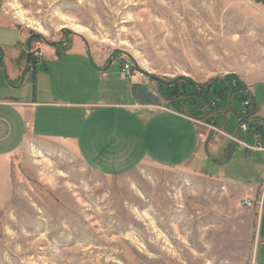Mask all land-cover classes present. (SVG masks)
I'll return each mask as SVG.
<instances>
[{
  "label": "rangeland",
  "instance_id": "1",
  "mask_svg": "<svg viewBox=\"0 0 264 264\" xmlns=\"http://www.w3.org/2000/svg\"><path fill=\"white\" fill-rule=\"evenodd\" d=\"M5 39L26 48L22 58L31 59L34 47L43 55L23 71L18 89L22 79L0 78V98L69 104L41 112L34 132L70 136L73 148L96 127L112 129L96 136L111 139L96 146L101 165L111 169L101 172L72 149L35 142L21 119L17 126L8 116L4 126L0 118V264H264L258 234L264 184L250 201L242 184L204 174L211 161L206 168L142 165L148 157L176 161L178 134L186 136L195 124L165 111L157 118L152 110L164 99L133 109L134 115L118 107L133 101L129 85L156 93L160 81L206 86L231 74L245 89L251 84V98L264 97V83H251L264 78V0H0V43ZM49 47L60 55L45 53ZM71 49L90 56L68 54ZM94 63L109 76L90 77ZM123 63L138 71L132 80L120 76ZM229 95H220V106L230 97L229 109L239 114L244 100ZM202 98H189L188 114V106L206 103ZM173 101L165 108L183 112ZM83 102L119 105L74 106ZM232 112L223 128L229 133L239 128ZM238 156L226 166L234 175L243 171L234 166Z\"/></svg>",
  "mask_w": 264,
  "mask_h": 264
},
{
  "label": "crops",
  "instance_id": "2",
  "mask_svg": "<svg viewBox=\"0 0 264 264\" xmlns=\"http://www.w3.org/2000/svg\"><path fill=\"white\" fill-rule=\"evenodd\" d=\"M12 31V30H11ZM14 41L11 39H5L3 42L0 43V69L3 73L2 69L4 67L5 74L0 76L1 81L4 83H10L19 82L21 79V83L19 86H16L15 89H18L22 83L24 82L23 77V71L26 69V56L24 58L21 57V53L26 48L20 49L17 48L14 45ZM76 49H71L68 54H76L78 57L82 58H89V54L87 53V50L83 49L78 52H75ZM45 53H55V50L51 47L47 48L45 50ZM66 53V54H67ZM20 59V60H19ZM53 59H56L54 56ZM5 60H8L7 62L10 63V67L7 66V62ZM11 61L16 63V69L13 68ZM41 65V64H40ZM7 66V67H6ZM100 63H94L93 67L90 66V77L94 73H96L98 78H107L109 74L104 71L105 65L102 67ZM121 67V65H120ZM30 71V70H27ZM34 74V77H36L35 70H31ZM0 72V73H1ZM29 73V72H28ZM240 77V76H239ZM256 77V76H255ZM242 79V78H241ZM260 81L261 83H264L263 76H259V78H254L253 82ZM128 81V80H127ZM244 83L245 80L243 79ZM2 82V83H3ZM247 86L246 90L251 93L250 85L251 84H245ZM15 86V85H14ZM127 90L129 92V96L133 100L131 103H123L122 105L119 104H113V103H105V102H83V103H76L74 106H82V107H98V106H104L106 108H109L113 105L118 107H124L127 110H130V114L134 115L133 109H140L142 107H145L141 103L134 100V96L132 94V87L129 85L127 86ZM151 93H155L152 91H149ZM163 93V92H162ZM253 93V92H252ZM164 94V93H163ZM165 95V94H164ZM165 102L162 105L160 110H152V112L156 113V117H159V114L161 111H165L168 113V115L175 117V119H178L181 121V119L188 121L191 124H195V126L192 129V132H189L186 136L180 132L179 135V148H178V157L176 161H170L168 159L164 160V162H161L158 158H145L142 163V165H152V166H159V167H178V168H185L187 166H204L205 168L208 166L207 162L211 161V163L214 165L211 167V169L206 170L204 172L205 175L210 176L213 180H222L225 182H233L242 184L245 188L244 190V197L245 199H248L252 201L255 198V193L258 187V183L262 182L264 184V165L262 163L264 162V145L261 143L262 138L264 137V133H253L251 131H245L244 134L241 132H244L240 128H237V131L235 132H226L223 128H225L226 123L230 120L228 119L227 115H229L232 111L229 109L231 99L230 97L227 98V104L224 106H220V101L217 102L216 107H213V104H204V105H198L195 108L192 106H188L190 111L192 112L188 114V110L186 109V102L189 101V99H186V101L181 99H174L173 103L178 104V107H180L183 112H175L170 109L165 108V104L170 103V100H168L165 96L164 98ZM163 102V100H162ZM241 103V102H240ZM68 103H63L61 101H45L36 99L35 96L33 99L27 100H18L16 98L8 99H1L0 98V107L3 110L0 113V118H4V126L8 122L5 120L8 118V116L12 117V122L14 123L17 120V126H18V120L21 119L25 129V135L29 136L34 140L35 142H50L55 143V146H61L62 151L70 150L75 151L77 153V156L88 166L93 167L99 171L104 170L106 172L110 171L111 169H104L103 167L107 165H101L100 163V156L98 153L99 148L96 147L99 145L102 141H110L111 139L105 138V139H98L96 136L98 135H104L103 132L109 133V129H112V126L107 128V125L96 127L92 129V132H86L82 135V139L84 142L83 146H78L76 143L74 147L68 146L69 144H73L75 141L74 139H62L59 136H53L56 135L53 133L50 137L46 132L41 131H35V126L37 124V118L41 112L50 111L49 108L57 109L61 108L63 106H68ZM251 105L254 107L255 115L254 117L259 120L260 125L264 129V97L260 96L259 98L253 97L251 99ZM206 106V107H205ZM49 107V108H48ZM211 107V108H210ZM194 109V110H193ZM138 111V110H136ZM151 111V110H149ZM233 113V112H232ZM237 112H234L233 115L236 118ZM195 116V117H194ZM253 118V116H250ZM117 118V117H116ZM157 118L153 117L149 119V122L151 119L157 120ZM221 119V122H218V120ZM159 123V122H158ZM156 124L159 128V124ZM116 125V124H115ZM166 128L169 129L167 126ZM108 129V130H107ZM157 129V128H156ZM126 130V129H125ZM99 131H102V133H97ZM178 131V129H177ZM61 135V133H59ZM44 135V136H43ZM153 137H158L160 140L159 135L152 134ZM184 137V138H183ZM119 140H115L116 142ZM190 143L187 146H184L187 142ZM251 141V143H250ZM93 142L94 145H90V143ZM68 143V144H67ZM49 144V143H48ZM168 145V144H167ZM235 145V147H233ZM84 147V148H83ZM168 149H170L168 145ZM233 149V150H232ZM80 150L83 151L80 152ZM232 150L231 155L229 156L230 151ZM239 154L236 162H234V166H240L242 167V173L239 171L238 175H234L233 173H230L226 170V166L230 161H233V158L236 154ZM176 154V151H175ZM243 154V155H242ZM245 158V159H244ZM139 165V164H137ZM135 165V166H137ZM134 167V166H133ZM131 168V167H130ZM101 169V170H100ZM102 172V171H101ZM245 173V174H244ZM247 177H241L244 175H247ZM249 201V202H250ZM261 209H260V222L258 227V234L261 237H264V190L262 193V199H261Z\"/></svg>",
  "mask_w": 264,
  "mask_h": 264
},
{
  "label": "trees",
  "instance_id": "3",
  "mask_svg": "<svg viewBox=\"0 0 264 264\" xmlns=\"http://www.w3.org/2000/svg\"><path fill=\"white\" fill-rule=\"evenodd\" d=\"M56 55L58 52L56 51ZM233 78V79H232ZM234 80V84H232V80ZM164 88L165 92H163L166 96V98L170 101H173L174 99H181L186 101V99H189L192 95H199L202 96V99H206V104H211L212 102H215L213 104V107H216L217 102L220 101V95H223L225 93H229V96H232L233 94H239L241 97V102L243 100L249 99L251 100L250 94L245 89V86L242 82H240L234 75H229L223 79H218L210 84L203 86V85H197L195 82L189 79H177L167 82H162V87ZM162 90V89H161ZM178 90V93H176ZM189 91V93H188ZM213 94L212 98L207 97L209 93ZM178 96V98L176 97ZM222 97V96H221ZM211 108V107H210ZM248 115L253 116V118L249 119L247 122V130L251 131L253 133H264L263 127L260 125L259 120H257L255 115L254 107L248 108Z\"/></svg>",
  "mask_w": 264,
  "mask_h": 264
},
{
  "label": "built area",
  "instance_id": "4",
  "mask_svg": "<svg viewBox=\"0 0 264 264\" xmlns=\"http://www.w3.org/2000/svg\"><path fill=\"white\" fill-rule=\"evenodd\" d=\"M42 50H40L39 47H34L30 58L26 59V67L28 69H31L33 65L36 63H39L42 59ZM137 70L135 71L134 68L129 63H123L120 67V76L122 78L130 79L132 80V77H135L137 74ZM251 107V100L246 99L241 103V112L237 114L236 120L239 124V128L243 131H247V119H251V117L248 115V108ZM246 206L251 205V202L244 201L243 202Z\"/></svg>",
  "mask_w": 264,
  "mask_h": 264
},
{
  "label": "water",
  "instance_id": "5",
  "mask_svg": "<svg viewBox=\"0 0 264 264\" xmlns=\"http://www.w3.org/2000/svg\"><path fill=\"white\" fill-rule=\"evenodd\" d=\"M141 74L147 76L148 78H152V75L146 72H141ZM132 94L142 105H160L162 103V99L165 98V95L161 90V82L157 84L156 93H151L147 90H144L142 89L141 84H137L132 88ZM233 147H235V145ZM232 150L230 151L229 156L231 155Z\"/></svg>",
  "mask_w": 264,
  "mask_h": 264
},
{
  "label": "flooded vegetation",
  "instance_id": "6",
  "mask_svg": "<svg viewBox=\"0 0 264 264\" xmlns=\"http://www.w3.org/2000/svg\"><path fill=\"white\" fill-rule=\"evenodd\" d=\"M161 82V87H162V81H160ZM157 87V86H156ZM152 92H153V90H151ZM213 103H215V102H213Z\"/></svg>",
  "mask_w": 264,
  "mask_h": 264
}]
</instances>
